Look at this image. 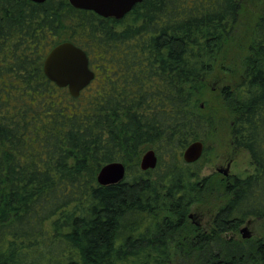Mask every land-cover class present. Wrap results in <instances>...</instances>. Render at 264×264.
Listing matches in <instances>:
<instances>
[{
	"label": "trees",
	"instance_id": "16d2710c",
	"mask_svg": "<svg viewBox=\"0 0 264 264\" xmlns=\"http://www.w3.org/2000/svg\"><path fill=\"white\" fill-rule=\"evenodd\" d=\"M244 1L143 0L116 20L0 0V264H264V238L227 237L264 220V10L241 43ZM64 42L95 74L78 98L43 70ZM246 44L243 82L220 92L254 170L221 190L200 178L205 154L183 153L214 134L207 81ZM147 150L158 165L142 171ZM114 162L125 179L99 185ZM208 193L226 203L204 230L188 216Z\"/></svg>",
	"mask_w": 264,
	"mask_h": 264
},
{
	"label": "rangeland",
	"instance_id": "374dc122",
	"mask_svg": "<svg viewBox=\"0 0 264 264\" xmlns=\"http://www.w3.org/2000/svg\"><path fill=\"white\" fill-rule=\"evenodd\" d=\"M263 10L264 0L244 1L237 30V33L239 34L238 40L241 43H246L245 36L247 32L250 33V31L254 28L258 18L263 13ZM247 46L248 44H246V46H242L244 49L239 52H236L237 48L232 47L234 48V51L231 53L230 59L225 64L223 70H216L207 81L209 90L205 93L203 101L206 106V110H209L210 114L216 116L217 126L214 130V134L210 135L202 142L205 149V158L200 178L215 176L221 180V177L216 173L217 167H225L228 162V159L226 160V158L229 156L228 151L230 149L231 142V122H233V118L230 115V103L222 97L220 91L221 88L224 87H228L229 90L233 91L242 82L245 71L243 59L246 55L245 47L247 48ZM146 152H144V154ZM251 169L249 155L246 152H242V154H239L235 159V163L232 167V174L241 176L246 171H250ZM221 190H225L224 185L221 187ZM214 198L215 197H213L211 193H208L206 202L194 205L190 211L191 214L196 215L197 219L202 222L204 230L210 229L217 211L226 203L224 200H215ZM189 221L193 226H196L192 219L189 218ZM245 227L246 225L242 226V228ZM249 230L252 233V241L264 238V220H252ZM227 237L234 239L237 242L246 241L242 238L238 231L233 235L229 234Z\"/></svg>",
	"mask_w": 264,
	"mask_h": 264
},
{
	"label": "water",
	"instance_id": "95a60500",
	"mask_svg": "<svg viewBox=\"0 0 264 264\" xmlns=\"http://www.w3.org/2000/svg\"><path fill=\"white\" fill-rule=\"evenodd\" d=\"M36 4H43L47 0H31ZM143 0H69L72 7L78 10L91 11L98 16L108 19L122 20L132 9ZM48 80L59 88L68 89L73 98H78L94 80L95 74L90 69L87 54L70 42H64L54 47L46 57L43 67ZM204 153V144L201 141L191 143L183 153L186 164H195ZM158 158L153 150L147 151L141 160V170H155ZM127 173L126 166L121 162H114L101 168L97 181L101 186H109L121 183ZM190 219L199 227L196 216L190 215ZM242 238L249 240L252 233L249 228L241 230Z\"/></svg>",
	"mask_w": 264,
	"mask_h": 264
},
{
	"label": "flooded vegetation",
	"instance_id": "af4514ba",
	"mask_svg": "<svg viewBox=\"0 0 264 264\" xmlns=\"http://www.w3.org/2000/svg\"><path fill=\"white\" fill-rule=\"evenodd\" d=\"M242 82H243V80H242ZM233 126H234V121L231 122V132H230L231 142H230V149L228 151L229 156L226 158V160L228 159L227 160L228 162L226 163L225 167L224 166L217 167V171H216V173L221 177V180L224 182V184H225L224 187L226 190L230 189L231 185L233 186L232 183L235 181V179L237 177H246L247 175H249L254 170V165H253V161H252L250 153L239 145L237 138L233 135ZM204 151H205V149H204ZM242 152H246L249 155L252 169L250 171H246L241 176H236V174H232V167L235 163L236 157H238L239 154H242ZM190 215H194V214L190 213ZM190 215L188 216L189 218H190ZM194 216H196V215H194ZM196 219H197V216H196ZM252 220H255V219H248L242 226L246 225V227L249 228ZM196 221L198 223H200L199 228L203 229L202 222L198 219ZM242 226L238 229L239 234H241V230L243 229ZM196 227H198V226L196 225ZM229 234L233 235L235 233H229ZM229 234H227V236ZM241 236H242V234H241Z\"/></svg>",
	"mask_w": 264,
	"mask_h": 264
}]
</instances>
